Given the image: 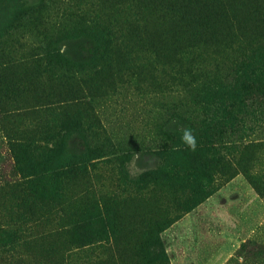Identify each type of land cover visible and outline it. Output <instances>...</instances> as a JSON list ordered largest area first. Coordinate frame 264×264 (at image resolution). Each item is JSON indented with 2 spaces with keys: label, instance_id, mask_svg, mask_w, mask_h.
I'll use <instances>...</instances> for the list:
<instances>
[{
  "label": "rangeland",
  "instance_id": "obj_1",
  "mask_svg": "<svg viewBox=\"0 0 264 264\" xmlns=\"http://www.w3.org/2000/svg\"><path fill=\"white\" fill-rule=\"evenodd\" d=\"M37 1L0 0V65L34 54L50 64L6 70L23 92L0 97V104L16 106L4 115L0 105V203H9L7 187L20 180L12 139L39 141L43 124L55 117L39 99L45 94H54L55 103L78 92L125 157L118 168L91 172L96 197L114 196L105 203L107 244L68 252L61 246L66 234L53 243L38 239L40 229L31 242L0 247V264H264V0H55L40 10ZM120 6L139 10L138 29L128 37L136 54L126 70L102 85L94 83L102 75L72 90L58 83L50 66L60 56L88 60L94 43L66 18L89 10L119 24ZM218 85L238 94L222 103L195 98L197 89ZM227 103L235 106L225 114ZM185 128L234 148L220 152L222 165L198 167L197 193L155 177L169 162L158 149ZM68 137L67 149L84 150L76 133ZM77 182L74 175L67 184Z\"/></svg>",
  "mask_w": 264,
  "mask_h": 264
},
{
  "label": "trees",
  "instance_id": "obj_2",
  "mask_svg": "<svg viewBox=\"0 0 264 264\" xmlns=\"http://www.w3.org/2000/svg\"><path fill=\"white\" fill-rule=\"evenodd\" d=\"M54 2L55 0H38L35 6L38 10L46 9ZM120 9L122 18L119 24H114L111 19L101 22L100 16L93 15L89 10L72 13V17L66 18L70 25L79 27L80 34L94 38V43L88 60L72 62L60 56L55 64L50 66V69L55 68L51 76L58 83L72 90L71 87H78L83 83L91 84L99 75L103 77L94 82L97 85L104 84L103 81L111 76L121 74L126 60L131 54H136L128 42V37L138 29L139 10H128L121 6ZM128 12L129 16L126 17ZM74 27L69 32L77 29ZM45 60V66L50 65L45 55L35 54L12 63L1 64L0 79L3 82L0 97H6L10 92H23V88L13 87V80L8 79L10 73L6 70L29 63L33 64L32 68L38 69ZM73 67L76 70H71ZM235 94L238 92L228 89L226 95L224 87L218 85L215 88L209 86L197 89L195 98L199 97L206 103L215 100L222 103L224 97L234 98ZM54 97V94H45L43 98H39L48 111H56L51 123L43 124L40 140L26 136L23 139H12L10 143V151L20 180L7 187L11 195L9 203H0V247L31 242L29 240L35 239L40 229L44 233L40 234L38 239L53 243L54 238L66 234L67 237L61 246L67 248L68 252L96 242L107 244L111 235L105 203L113 202L114 196L103 193L96 197L90 185L91 172L101 170L108 164L120 167L125 154H118L117 146L102 134L101 122L93 107L85 102L78 92L50 103ZM0 105H3L4 115L14 110H8L12 105L7 103ZM232 106L235 105L227 103L220 111L227 114L228 107ZM70 133H76L77 138L81 139L84 150L77 152L66 148ZM180 139L176 138L171 144H163L158 149V154L168 158L169 162L164 165L168 168L157 171L155 177L157 180L165 178L173 187H181L182 190L193 188L194 192H200L202 174L198 167L203 165L209 170L213 166L222 165L223 157L220 152L227 153L232 149L234 151V148L228 145L229 143H223L221 139L213 142L211 137L195 135L196 150L192 151ZM90 143H93L91 147L88 146ZM187 158L191 160L188 162ZM74 175L78 177V182L68 186V180ZM2 191L3 189H0V193ZM57 215L59 220L54 217ZM94 224L101 227H95Z\"/></svg>",
  "mask_w": 264,
  "mask_h": 264
},
{
  "label": "clouds",
  "instance_id": "obj_3",
  "mask_svg": "<svg viewBox=\"0 0 264 264\" xmlns=\"http://www.w3.org/2000/svg\"><path fill=\"white\" fill-rule=\"evenodd\" d=\"M182 142L192 151L196 150V139L191 129L185 128L182 134Z\"/></svg>",
  "mask_w": 264,
  "mask_h": 264
}]
</instances>
